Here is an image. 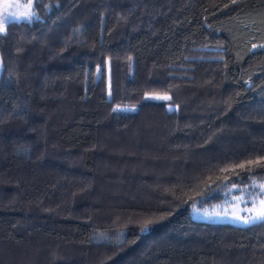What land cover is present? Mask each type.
<instances>
[{
	"label": "trees",
	"instance_id": "trees-1",
	"mask_svg": "<svg viewBox=\"0 0 264 264\" xmlns=\"http://www.w3.org/2000/svg\"><path fill=\"white\" fill-rule=\"evenodd\" d=\"M34 9L0 34V264H264V219L192 216L264 183V0Z\"/></svg>",
	"mask_w": 264,
	"mask_h": 264
},
{
	"label": "rangeland",
	"instance_id": "rangeland-1",
	"mask_svg": "<svg viewBox=\"0 0 264 264\" xmlns=\"http://www.w3.org/2000/svg\"><path fill=\"white\" fill-rule=\"evenodd\" d=\"M31 3L32 11L35 12V16L31 19L36 18V11L34 9V0H0V20H4L5 15L10 18L4 22V27L10 21H21L27 20L23 17L27 8L26 6ZM16 16L13 17L12 14ZM18 17V18H17ZM2 70V62L0 57V74ZM131 110V108H125ZM261 186H264L262 182H254L251 186L246 188H231L227 199L222 204L216 205L211 208H199L197 206L192 209V216L198 220L216 221V222H231L239 225H247L245 219H250L253 213L244 211L245 209L255 208L256 212L261 210L259 205L260 200H264V193L261 192ZM243 217L244 219H240ZM263 219L256 220L260 221Z\"/></svg>",
	"mask_w": 264,
	"mask_h": 264
},
{
	"label": "snow or ice",
	"instance_id": "snow-or-ice-1",
	"mask_svg": "<svg viewBox=\"0 0 264 264\" xmlns=\"http://www.w3.org/2000/svg\"><path fill=\"white\" fill-rule=\"evenodd\" d=\"M27 10L22 13L23 17H25L26 19H28L29 21H31V19L35 16V12L32 11V5L31 3H29L26 6ZM13 17L16 16L15 13L12 14ZM10 17L8 15H5L4 20H0V34H3L5 32V27H4V22L6 20H8ZM18 18V17H17ZM163 99H169V97H163ZM119 109H114V111H118ZM175 109H173L172 107H169V111H174ZM253 163L256 164H260V161H248L247 165L250 166ZM264 166V165H262ZM239 168L240 170H245L246 168V164L245 163H241L239 165H236L234 167H229V168H225L223 169V171L228 172V171H232L235 172V169ZM261 192L264 193V186H261ZM259 205L261 206V210L259 212H256L255 208L252 209H245L244 211L246 212H250L253 213V215L250 217V219H245L244 222L245 223H250V222H255L256 220L259 219H264V200H260ZM240 219H244L243 217H240Z\"/></svg>",
	"mask_w": 264,
	"mask_h": 264
}]
</instances>
